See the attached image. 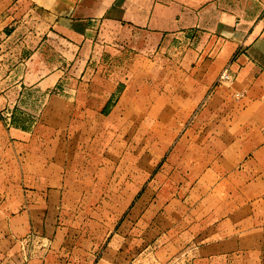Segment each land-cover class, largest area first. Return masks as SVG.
Returning a JSON list of instances; mask_svg holds the SVG:
<instances>
[{"label":"crops","instance_id":"1","mask_svg":"<svg viewBox=\"0 0 264 264\" xmlns=\"http://www.w3.org/2000/svg\"><path fill=\"white\" fill-rule=\"evenodd\" d=\"M107 52L130 58L118 106L159 56L190 124L106 241L72 213L103 201L75 191ZM0 264H264V0H0Z\"/></svg>","mask_w":264,"mask_h":264},{"label":"rangeland","instance_id":"2","mask_svg":"<svg viewBox=\"0 0 264 264\" xmlns=\"http://www.w3.org/2000/svg\"><path fill=\"white\" fill-rule=\"evenodd\" d=\"M49 60L62 61L57 53ZM148 60L152 63L134 64L132 105L119 106L130 58L107 52L93 63L100 68V80H114L116 89L102 118L93 119L88 128L81 130V144L87 147V152L77 162L80 161L86 175L83 178L86 186L77 187L75 193H97L103 196V201L75 203L78 208L72 215L77 225L91 229V237L97 236L99 229L98 236L107 241L115 228L123 224L137 202L135 199L160 179L169 154L189 128V122L176 120V90L162 88L161 58ZM149 66L152 73L145 74ZM166 77L167 74L165 81ZM111 110L113 114L108 116ZM130 114L131 120L127 116ZM13 124L26 127L32 123Z\"/></svg>","mask_w":264,"mask_h":264},{"label":"built area","instance_id":"3","mask_svg":"<svg viewBox=\"0 0 264 264\" xmlns=\"http://www.w3.org/2000/svg\"><path fill=\"white\" fill-rule=\"evenodd\" d=\"M231 81H232V77L228 74V69H226L220 76L218 83H226Z\"/></svg>","mask_w":264,"mask_h":264}]
</instances>
